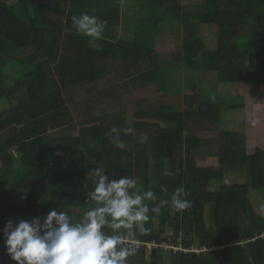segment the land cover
I'll return each instance as SVG.
<instances>
[{
	"label": "trees",
	"instance_id": "trees-1",
	"mask_svg": "<svg viewBox=\"0 0 264 264\" xmlns=\"http://www.w3.org/2000/svg\"><path fill=\"white\" fill-rule=\"evenodd\" d=\"M131 1L147 16L137 25L133 8L131 18L123 17L121 0H0V264H16L4 243L8 220L43 222L53 208L78 218L94 206L88 193L96 167L110 179L130 176L139 190H152L158 199L150 207L168 201L158 214L149 213L145 234H125L137 249L129 264H264V214L251 200L253 192L264 195V146L249 151L247 132L223 129L221 120L245 103L224 104L211 91L184 95L178 108L144 98L131 123L123 89L111 82L159 58L150 22L156 20L174 34L189 24L217 26L218 42L209 48L206 39L189 34L173 55L184 75L173 81L172 69L161 63L137 74L135 87L180 95L181 83L193 82L187 72H215L221 83L261 93L264 0H206L197 13L183 12L179 0ZM92 10L107 22L94 44L76 33L71 19ZM123 22L138 35L120 37L116 28ZM17 68L22 73L12 80ZM166 83L179 93L163 92ZM112 126L134 129L121 132L123 147L108 135ZM206 131L215 137L198 136ZM199 150L217 157L218 168L198 166ZM240 173L245 183L221 185ZM212 183L219 188L211 190ZM181 186L191 206L178 212L171 195ZM150 242L158 246L149 250Z\"/></svg>",
	"mask_w": 264,
	"mask_h": 264
},
{
	"label": "clouds",
	"instance_id": "clouds-1",
	"mask_svg": "<svg viewBox=\"0 0 264 264\" xmlns=\"http://www.w3.org/2000/svg\"><path fill=\"white\" fill-rule=\"evenodd\" d=\"M83 12L72 16V27L77 34L90 38L89 43L103 37L106 21ZM131 127L109 130L113 143L123 147L121 132L130 135ZM96 178L88 196L94 206L73 218L67 210L53 208L41 223L32 220H8L2 232L7 254L16 264H129V257L137 253L126 244L125 234L135 237L147 232L149 213H159L168 201H157L152 190L141 191L136 179L130 176L110 179L104 167L93 169ZM184 188L178 187L171 195V204L179 211L191 206Z\"/></svg>",
	"mask_w": 264,
	"mask_h": 264
},
{
	"label": "rangeland",
	"instance_id": "rangeland-1",
	"mask_svg": "<svg viewBox=\"0 0 264 264\" xmlns=\"http://www.w3.org/2000/svg\"><path fill=\"white\" fill-rule=\"evenodd\" d=\"M121 1V5H123V13L125 16H128V18H131L132 15L130 12L132 8L134 9L135 15H133V21H131L133 24L135 22L137 25V22H141L142 18L147 17L144 15L145 13H141L142 4L140 2H137L133 7L131 0ZM179 2L183 7V12L197 13L204 9V3H206V0H179ZM155 21L156 20H152L150 22H153L155 30L154 33L152 32L153 36L159 35L156 38L157 53L159 54V58L144 61L143 64H141V67L138 68L140 71L139 73H143L150 69H155L162 63L168 69H172L169 71L173 81L177 80L181 73L184 75V71L182 69V71L178 70L180 69L179 67H181V64L173 60V55L178 54L181 51L182 39L189 34L206 39L209 48H214L217 45L219 38L217 26L189 24V26L184 27L181 34H174L169 32L167 27L164 28V25H159L156 27L154 25ZM121 33L122 35H120V37L127 38L131 37L132 35H138V33H135L130 29V25L126 22L124 23V31H121ZM21 73L22 70L17 68L12 74V80L17 78V76ZM139 73H121L114 81H111L113 84H119L123 89L124 98L126 99L129 108H131L129 114L131 123L136 120L134 116V106L136 105L137 101L141 99L148 98L152 101L158 100L162 104H170L172 107L178 108L180 105H182L184 95L198 94L200 92L210 93L211 91L212 95L214 94L215 96H220L221 101L224 104H232L236 100L245 103L246 108L241 111L223 112L221 116L222 128L226 130L247 131L249 151H252L254 146H264V88L262 89L261 93H256L252 91L251 87L248 86L221 83L218 81L215 72H187V75L193 78V82H188L185 84V86L183 83H181V88H179L181 89L180 95L171 94V96H159V92L155 86H146L143 88L135 87L134 78H136L137 74ZM202 84L203 89L200 88V85ZM162 87L163 92H167L168 90L171 91L172 88H174L167 83ZM173 92L179 93L177 88H174ZM3 104L4 103L0 101L1 109L5 108V105ZM54 133L59 134L60 131L57 130ZM198 136L202 138H211L215 137V133L206 131L199 133ZM194 156L198 166L218 168L219 159L217 157H211L202 150L194 152ZM1 164L2 162L0 161V167ZM245 182V174L240 173L230 175L221 185L243 184ZM219 186L220 185L218 184L212 183L211 190H217ZM251 200L254 204L256 212L264 214V195L253 192L251 194ZM168 234L171 235V231H169Z\"/></svg>",
	"mask_w": 264,
	"mask_h": 264
},
{
	"label": "built area",
	"instance_id": "built-area-1",
	"mask_svg": "<svg viewBox=\"0 0 264 264\" xmlns=\"http://www.w3.org/2000/svg\"><path fill=\"white\" fill-rule=\"evenodd\" d=\"M128 240H129V239L126 238V241H128ZM133 242H134L137 246H139V245L141 244V241H139L138 239H133ZM157 246H158V244H156L155 242H150V243L147 244V247H148L149 250H151L152 248L157 247ZM161 246H162V248H164V249H167V248H169V247H173V246H169V245H167V244H162Z\"/></svg>",
	"mask_w": 264,
	"mask_h": 264
},
{
	"label": "crops",
	"instance_id": "crops-1",
	"mask_svg": "<svg viewBox=\"0 0 264 264\" xmlns=\"http://www.w3.org/2000/svg\"><path fill=\"white\" fill-rule=\"evenodd\" d=\"M121 3H122V1H121ZM121 6H122V13H123V5H121ZM123 17H126V18H127V16H125L124 13H123ZM120 30H121V31H124V22H123L122 26H120L119 28H116V32L119 33L120 35H122V33H121ZM133 32H134V31H133ZM246 132H247V131H246ZM255 147H256V146H254V148L252 149V151L255 149ZM252 151H251V152H252Z\"/></svg>",
	"mask_w": 264,
	"mask_h": 264
}]
</instances>
